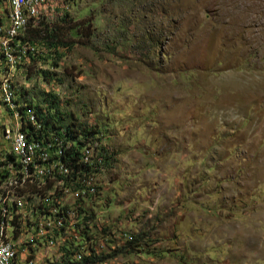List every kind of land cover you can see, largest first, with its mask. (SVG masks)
Wrapping results in <instances>:
<instances>
[{"label":"rangeland","instance_id":"374dc122","mask_svg":"<svg viewBox=\"0 0 264 264\" xmlns=\"http://www.w3.org/2000/svg\"><path fill=\"white\" fill-rule=\"evenodd\" d=\"M66 11L91 14L94 37L56 68L23 47L8 71L14 101L55 96L66 121L98 126L111 157L85 205L88 247L17 246V256L264 264V0H43L39 20ZM17 124L0 101V155Z\"/></svg>","mask_w":264,"mask_h":264},{"label":"built area","instance_id":"2783aa9c","mask_svg":"<svg viewBox=\"0 0 264 264\" xmlns=\"http://www.w3.org/2000/svg\"><path fill=\"white\" fill-rule=\"evenodd\" d=\"M8 6V25L0 29L5 71L0 76V101L18 124L3 131L8 150L0 155V264H24L14 247H88L83 241L89 228L84 222L85 205L95 197L97 177L111 154L105 138L96 135L79 155L71 152L66 162L64 153L72 143L54 136L45 143L29 139L20 130L24 122L39 126L33 108L27 107L22 116L14 101L8 72L17 63L12 43L23 35L30 18H40L43 0H9ZM81 258L77 252L75 261Z\"/></svg>","mask_w":264,"mask_h":264},{"label":"trees","instance_id":"16d2710c","mask_svg":"<svg viewBox=\"0 0 264 264\" xmlns=\"http://www.w3.org/2000/svg\"><path fill=\"white\" fill-rule=\"evenodd\" d=\"M71 2L75 0H65ZM95 27L93 25V18L91 14L83 20H75L68 12H64L53 22H45L44 18L35 20L30 18L27 23V28L23 35L17 37L12 44L16 47L15 54H20L23 47H33V51L40 50L37 56L36 53H31V60L45 61L52 60L53 68L58 66L57 60L60 59L64 52L70 51L76 44L87 46L91 38L94 37ZM43 54V58H39ZM35 55V56H34ZM35 58V59H34ZM49 99H44L43 105H34L30 102H24L18 111L24 115L27 107L33 108L35 112L36 123L38 128L32 126L28 122H24L20 126V130L24 132L29 139L40 140L49 143L51 137H56L63 143H72L71 150L67 149L64 153L63 159L67 162L71 152L74 155H79L82 146L88 140L94 138L96 135H101L98 126L82 125L78 122L72 114L69 120H65L63 113L59 111L57 99L55 96L48 95ZM53 147H55L53 145ZM106 160L105 166H108ZM87 219V218H86ZM88 228V227H87ZM89 229V228H88ZM128 249L127 253L132 252L134 242L128 241L125 245ZM65 257L58 264H96L112 258L122 250L114 251L110 255H95L91 254L88 257H82L81 262L75 261L76 251L74 249L66 248Z\"/></svg>","mask_w":264,"mask_h":264},{"label":"crops","instance_id":"0c3cea01","mask_svg":"<svg viewBox=\"0 0 264 264\" xmlns=\"http://www.w3.org/2000/svg\"><path fill=\"white\" fill-rule=\"evenodd\" d=\"M1 13H0V15H2V16H0V29H3V28H5V27H7V25L6 26H4L5 24H3V16H4V14L2 13V11H0ZM4 26V27H3ZM2 62H0V75H1V73H2Z\"/></svg>","mask_w":264,"mask_h":264}]
</instances>
